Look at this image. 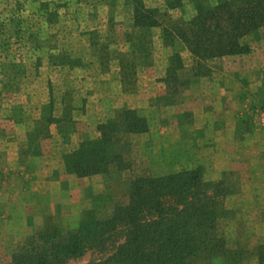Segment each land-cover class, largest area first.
<instances>
[{
    "label": "rangeland",
    "instance_id": "obj_1",
    "mask_svg": "<svg viewBox=\"0 0 264 264\" xmlns=\"http://www.w3.org/2000/svg\"><path fill=\"white\" fill-rule=\"evenodd\" d=\"M133 1L0 0V67L24 55L21 45L30 39L49 45V50L67 41L71 53L65 49L66 56L75 59L81 55L84 67L89 68L90 62L98 66L94 81L100 82L95 88L100 89L98 94L105 102L102 114L99 116L100 110L95 107L85 111V103L75 109V104H69L73 96L69 91L66 108H71L63 110L68 124L51 125L52 134L60 133L62 141L66 137L68 142L78 143L95 136L98 123L127 106L138 109L149 125L146 135L122 137L130 147L129 170L69 183L53 165L55 172L49 175L51 184L44 198L36 189L44 175L39 172L43 166L40 159L27 162L21 150L17 160L21 163L15 172L8 173L5 159L0 158V264H7L12 252L30 236L56 228L74 229L84 211L105 215L124 203L127 184L133 177L198 167L204 170L205 181L223 182L226 188V212L218 220V234L228 246L254 251L264 244L262 39L246 37L243 43L250 47L249 53L211 61L210 74L184 89L180 104H173L163 82L170 53L173 49L180 52L187 67L191 65L190 56L179 43L163 46L160 27L132 26ZM217 1L141 0L145 8L159 11L163 25L188 21L195 17L197 4L207 9ZM45 3L49 5L46 10ZM82 41L90 44V52L78 48ZM91 54L97 55L94 61H89ZM116 71L118 74H114ZM87 87L92 93L93 85ZM74 120L80 124H72ZM37 153L30 152L33 157ZM98 258L87 253L69 264H89ZM255 262L249 257L242 264ZM209 264L223 263L216 259Z\"/></svg>",
    "mask_w": 264,
    "mask_h": 264
},
{
    "label": "trees",
    "instance_id": "obj_2",
    "mask_svg": "<svg viewBox=\"0 0 264 264\" xmlns=\"http://www.w3.org/2000/svg\"><path fill=\"white\" fill-rule=\"evenodd\" d=\"M132 5L134 27H160L163 46L179 43L190 56V67L177 51L168 60L163 82L173 104H180L184 89L210 74L211 61L249 53L246 37L256 36L264 44V0H218L207 9L197 4L195 17L170 25H163L159 11L145 8L141 0ZM67 65L82 66L79 58H67ZM148 131L141 112L123 107L97 124L95 136L71 143L74 147L61 157L64 171L75 178L127 171L130 147L122 137ZM227 195L223 182L205 181L200 167L136 176L127 184L124 203L105 215L84 211L74 229L28 237L7 264H69L87 253L99 256L89 264H209L216 259L242 264L249 257L264 264V244L239 251L218 234Z\"/></svg>",
    "mask_w": 264,
    "mask_h": 264
},
{
    "label": "crops",
    "instance_id": "obj_3",
    "mask_svg": "<svg viewBox=\"0 0 264 264\" xmlns=\"http://www.w3.org/2000/svg\"><path fill=\"white\" fill-rule=\"evenodd\" d=\"M137 41L147 43L143 39H137ZM62 45L57 44L49 50V45H42L40 41L24 40L21 45L23 49L20 51L24 55H17L20 58H15V60H11L10 64L7 63L0 67V158L5 159L7 167H9V169L6 168L8 173L15 172V168L19 166L18 163H21L20 161L17 163L21 150H24L23 155L27 157V162H36L37 159H40L43 166L39 168V172L44 175L40 181H37L36 189L41 190V198L48 195L49 184H51L49 175L55 172L53 165L57 166V174L69 183H78L81 180H88V178L94 179L107 175L75 178L67 175L64 171L62 154L69 151L74 145L72 146L71 141L68 142L66 137L62 141L59 137L60 133L52 134L51 125L57 126L65 123L63 110L71 108H66V99L69 98L67 94L70 92L73 94L69 99V104H75V109L78 110L79 107H82V103H85V111L90 107H95L94 109L100 110L99 116L105 109V102L98 94L100 89L95 88L100 83L94 81L96 80L94 73H97L98 66L92 62L89 63V68L83 65L81 67L68 66L67 58H74L63 53L67 48L71 53L69 43L65 41V44ZM77 46L83 51L86 49L90 52L92 49L90 44L85 41L79 42ZM149 47H152L151 40ZM174 52L173 49L170 56ZM79 56L81 57V55ZM80 57L78 58L81 61ZM96 58L97 55L91 54L89 61H94L93 59ZM119 71L114 74H118ZM104 73L109 72H102V74ZM80 84L85 87H80ZM75 85H79V87L75 88ZM88 85H93L92 93H90ZM98 104L99 106H97ZM74 121L77 123L72 124H80L79 120ZM30 152H38L37 157H33L34 154L31 156ZM50 157L52 160H49Z\"/></svg>",
    "mask_w": 264,
    "mask_h": 264
}]
</instances>
